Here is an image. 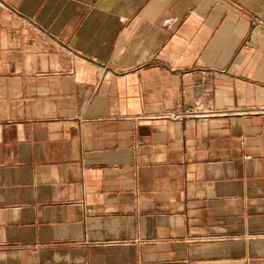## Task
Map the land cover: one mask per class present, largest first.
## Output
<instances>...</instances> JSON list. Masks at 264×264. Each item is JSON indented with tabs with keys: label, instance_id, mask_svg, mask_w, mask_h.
<instances>
[{
	"label": "crops",
	"instance_id": "obj_1",
	"mask_svg": "<svg viewBox=\"0 0 264 264\" xmlns=\"http://www.w3.org/2000/svg\"><path fill=\"white\" fill-rule=\"evenodd\" d=\"M0 1V264H264V0Z\"/></svg>",
	"mask_w": 264,
	"mask_h": 264
},
{
	"label": "built area",
	"instance_id": "obj_2",
	"mask_svg": "<svg viewBox=\"0 0 264 264\" xmlns=\"http://www.w3.org/2000/svg\"><path fill=\"white\" fill-rule=\"evenodd\" d=\"M0 6H4V4H2L1 1H0ZM199 107H200V104L197 103L195 106H192V107L187 108V109L182 110V111H176L173 114L170 112L168 115L172 116V117L174 116L176 118L188 117V116H201L202 113H204V112H200Z\"/></svg>",
	"mask_w": 264,
	"mask_h": 264
}]
</instances>
